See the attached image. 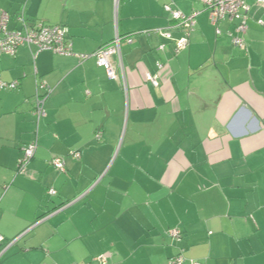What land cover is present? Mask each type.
Here are the masks:
<instances>
[{"label":"crops","instance_id":"obj_1","mask_svg":"<svg viewBox=\"0 0 264 264\" xmlns=\"http://www.w3.org/2000/svg\"><path fill=\"white\" fill-rule=\"evenodd\" d=\"M169 2L197 12L178 52ZM245 2L243 50L236 21L216 34L200 0H0L11 19L65 26L74 53L0 55V79L19 82L0 90V264H264V5ZM116 31L124 79L117 57L110 79L91 56ZM36 80L51 90L38 125Z\"/></svg>","mask_w":264,"mask_h":264},{"label":"built area","instance_id":"obj_2","mask_svg":"<svg viewBox=\"0 0 264 264\" xmlns=\"http://www.w3.org/2000/svg\"><path fill=\"white\" fill-rule=\"evenodd\" d=\"M256 3L264 5V0H254ZM120 0H113L114 8L117 10ZM203 7L208 12L210 23L214 26L216 34H221V29L218 27V23L222 20L236 21L235 30L233 32L227 31L233 45L240 49H245L246 43L243 39V34L246 32L248 25V11L249 5L245 0H200ZM164 10L169 14V17L175 22V26L180 28L183 32V36L176 39L174 42V52L186 47L188 43L189 32L193 30L195 25V16L197 12L185 14L182 10L176 7L173 3H164ZM12 20L13 26L10 28L9 23ZM156 32L164 34L169 37V33H164L159 29ZM121 40L122 37L115 33L114 38L109 42L91 53V56L95 58V62L98 66L103 67L106 71V75L110 79H116L117 73L113 58L117 57V63L122 71V78L124 79V71L121 58ZM125 41L131 42V38H125ZM33 47L36 51L49 50L53 53L62 55L74 54L72 50V43L67 37L66 27L61 24L50 25L44 23L42 20L34 22H28L25 19L24 12L21 10L11 19L10 15L6 11L0 12V55H15L18 48L21 46ZM164 44L159 45V49L163 50ZM88 55H78L80 60L85 59ZM159 69L163 64L156 63ZM144 79L150 81L153 85L158 84V74H151L144 72ZM124 81V80H123ZM18 80L6 82L0 79V90L3 89H15L18 86ZM50 88L40 80L35 81V93H34V110L36 125L39 120L45 116V102L50 92ZM100 132L95 134L97 139L100 138ZM37 148V132H35L34 139L21 148V155L17 159L16 173L23 174L29 162L34 157ZM71 155L75 159H79L80 153L72 151ZM49 163L58 171H64L65 162L61 157H52ZM50 195H54L56 191L51 187L48 189ZM168 235L174 241H178L181 237V233L177 228L170 229ZM3 240V236L0 234V243ZM101 264H106L107 256L101 255L98 257ZM167 264H185L184 256L179 253L174 257L168 259ZM187 264H200L198 261L189 260Z\"/></svg>","mask_w":264,"mask_h":264}]
</instances>
